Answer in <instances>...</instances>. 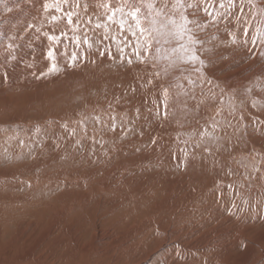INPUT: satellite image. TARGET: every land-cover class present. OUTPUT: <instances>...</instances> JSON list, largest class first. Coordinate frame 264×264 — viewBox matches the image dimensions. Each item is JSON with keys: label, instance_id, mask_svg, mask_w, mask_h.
<instances>
[{"label": "rangeland", "instance_id": "rangeland-1", "mask_svg": "<svg viewBox=\"0 0 264 264\" xmlns=\"http://www.w3.org/2000/svg\"><path fill=\"white\" fill-rule=\"evenodd\" d=\"M0 264H264V0H0Z\"/></svg>", "mask_w": 264, "mask_h": 264}, {"label": "snow or ice", "instance_id": "snow-or-ice-1", "mask_svg": "<svg viewBox=\"0 0 264 264\" xmlns=\"http://www.w3.org/2000/svg\"><path fill=\"white\" fill-rule=\"evenodd\" d=\"M131 16L134 20H137V13L135 11L131 13ZM69 22L71 23L70 18H69ZM137 26L140 27L139 22H137ZM182 28H183L182 25L177 27V32H176L177 35H182ZM49 55H51V53H49Z\"/></svg>", "mask_w": 264, "mask_h": 264}, {"label": "bare ground", "instance_id": "bare-ground-1", "mask_svg": "<svg viewBox=\"0 0 264 264\" xmlns=\"http://www.w3.org/2000/svg\"><path fill=\"white\" fill-rule=\"evenodd\" d=\"M248 8V7H247ZM248 28V27H247ZM234 34H235V32H234ZM260 146V145H259ZM260 148V147H259ZM221 209V208H220Z\"/></svg>", "mask_w": 264, "mask_h": 264}]
</instances>
